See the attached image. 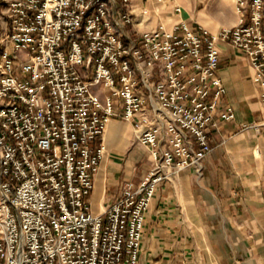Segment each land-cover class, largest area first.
I'll list each match as a JSON object with an SVG mask.
<instances>
[{
	"label": "built area",
	"instance_id": "obj_1",
	"mask_svg": "<svg viewBox=\"0 0 264 264\" xmlns=\"http://www.w3.org/2000/svg\"><path fill=\"white\" fill-rule=\"evenodd\" d=\"M0 7V264H137L157 187L186 168L201 175L210 132L234 117L218 44L247 59L262 104L252 127L264 126V0H235L236 24L217 33L184 20L137 31L131 0ZM111 119L132 122L151 164L94 214Z\"/></svg>",
	"mask_w": 264,
	"mask_h": 264
},
{
	"label": "crops",
	"instance_id": "obj_2",
	"mask_svg": "<svg viewBox=\"0 0 264 264\" xmlns=\"http://www.w3.org/2000/svg\"><path fill=\"white\" fill-rule=\"evenodd\" d=\"M234 4L131 0L137 31L184 20L217 33L236 24ZM218 48L225 87L221 103L231 105L234 117L210 132L212 149L201 175L186 168L157 187L144 214L137 264H264V126L252 127L261 116L259 88L242 53L227 43ZM102 141L105 150L88 197L94 214L103 213L124 182L139 183L151 164L147 148L134 139L131 121L109 120Z\"/></svg>",
	"mask_w": 264,
	"mask_h": 264
},
{
	"label": "rangeland",
	"instance_id": "obj_3",
	"mask_svg": "<svg viewBox=\"0 0 264 264\" xmlns=\"http://www.w3.org/2000/svg\"><path fill=\"white\" fill-rule=\"evenodd\" d=\"M6 31H7V23L3 14L1 13V7H0V46L3 45L2 40L5 37Z\"/></svg>",
	"mask_w": 264,
	"mask_h": 264
}]
</instances>
